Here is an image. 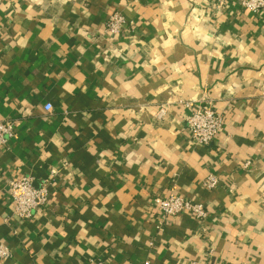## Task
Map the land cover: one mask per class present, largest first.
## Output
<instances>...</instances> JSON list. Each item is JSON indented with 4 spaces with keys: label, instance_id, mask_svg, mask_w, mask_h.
Segmentation results:
<instances>
[{
    "label": "crops",
    "instance_id": "0c3cea01",
    "mask_svg": "<svg viewBox=\"0 0 264 264\" xmlns=\"http://www.w3.org/2000/svg\"><path fill=\"white\" fill-rule=\"evenodd\" d=\"M220 2L0 0V121L16 131L0 144V264H264V10ZM115 12L131 24L112 36ZM181 98L225 116L211 144L189 138ZM24 175L50 181L26 219L8 185ZM171 191L208 216L161 224Z\"/></svg>",
    "mask_w": 264,
    "mask_h": 264
},
{
    "label": "built area",
    "instance_id": "2783aa9c",
    "mask_svg": "<svg viewBox=\"0 0 264 264\" xmlns=\"http://www.w3.org/2000/svg\"><path fill=\"white\" fill-rule=\"evenodd\" d=\"M220 4H223L221 0ZM243 7L258 13L264 10V0H241ZM131 22L125 18L121 12L111 15L107 23V31L112 36L121 34L128 30ZM179 105L188 109L187 130L189 138L200 144H211L216 136L223 131L225 126V116L218 112L209 103H202L196 99H179ZM46 111L52 110V104L46 103ZM169 111L168 104H161L156 112L158 118H163ZM15 122L12 120L0 121V144H5L10 138L15 136ZM220 182V177L215 173H209L204 180L207 188H215ZM9 193L13 202L15 214L23 219L30 218L38 209L47 205L50 192V181L45 180L36 186L30 175L14 177L8 180ZM161 210V224L170 216L178 215L182 212H190L198 218H206L208 210L202 203L191 199L183 198L175 192H170L166 196H159L156 199ZM11 256L10 248L5 244H0V262H4ZM89 264H103L101 261H91Z\"/></svg>",
    "mask_w": 264,
    "mask_h": 264
}]
</instances>
